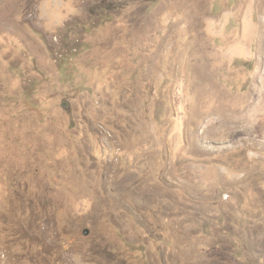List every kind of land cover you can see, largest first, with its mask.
<instances>
[{
    "label": "rangeland",
    "instance_id": "obj_1",
    "mask_svg": "<svg viewBox=\"0 0 264 264\" xmlns=\"http://www.w3.org/2000/svg\"><path fill=\"white\" fill-rule=\"evenodd\" d=\"M0 264H264V0H0Z\"/></svg>",
    "mask_w": 264,
    "mask_h": 264
},
{
    "label": "water",
    "instance_id": "obj_2",
    "mask_svg": "<svg viewBox=\"0 0 264 264\" xmlns=\"http://www.w3.org/2000/svg\"><path fill=\"white\" fill-rule=\"evenodd\" d=\"M84 234H86V235L89 234V229H85Z\"/></svg>",
    "mask_w": 264,
    "mask_h": 264
},
{
    "label": "bare ground",
    "instance_id": "obj_3",
    "mask_svg": "<svg viewBox=\"0 0 264 264\" xmlns=\"http://www.w3.org/2000/svg\"><path fill=\"white\" fill-rule=\"evenodd\" d=\"M249 102V101H248ZM258 106V105H257ZM260 106V105H259ZM263 106V105H262ZM252 114V113H251ZM209 127H211V126H209Z\"/></svg>",
    "mask_w": 264,
    "mask_h": 264
}]
</instances>
